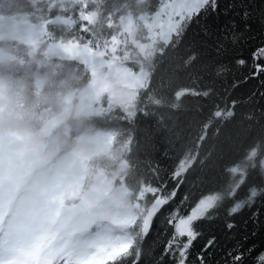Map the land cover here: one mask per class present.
<instances>
[{
    "label": "trees",
    "instance_id": "obj_1",
    "mask_svg": "<svg viewBox=\"0 0 264 264\" xmlns=\"http://www.w3.org/2000/svg\"><path fill=\"white\" fill-rule=\"evenodd\" d=\"M154 3L0 0V16L8 17L0 27L10 28L0 36V173L15 162L5 142H24L9 121L30 113L49 130L62 129L63 141L50 163L63 164L38 187L50 203L53 224L66 213L134 203L138 188L169 166L179 167L197 187L223 184L227 189L247 178L257 184L264 179V90L242 80L228 60L231 48L218 52L212 39L194 29L172 35L167 44L130 42L129 24L146 30L144 20ZM83 48L101 53L102 76L113 69L144 71V86L108 112L83 115L80 95L94 78V60L77 58ZM50 97L59 107L47 102ZM29 177L20 188L0 187V224L7 219L29 227L36 210L26 195ZM56 230L45 229V237L51 232L54 239ZM51 243L42 240L32 259Z\"/></svg>",
    "mask_w": 264,
    "mask_h": 264
},
{
    "label": "snow or ice",
    "instance_id": "obj_2",
    "mask_svg": "<svg viewBox=\"0 0 264 264\" xmlns=\"http://www.w3.org/2000/svg\"><path fill=\"white\" fill-rule=\"evenodd\" d=\"M145 19L165 36L194 29L218 52L231 48L242 80L264 90V0H155ZM18 225L0 224V264H264V179L197 187L179 167L157 169L134 203L93 207L49 232L35 261L45 229Z\"/></svg>",
    "mask_w": 264,
    "mask_h": 264
},
{
    "label": "rangeland",
    "instance_id": "obj_3",
    "mask_svg": "<svg viewBox=\"0 0 264 264\" xmlns=\"http://www.w3.org/2000/svg\"><path fill=\"white\" fill-rule=\"evenodd\" d=\"M144 25L146 30L142 31L137 26L133 27L132 22L129 24L128 37L130 42L137 44L140 41L145 43L160 41L163 44H167L170 41L172 35L165 36L164 25L162 23H155L152 25L148 20H144ZM9 32L10 28L8 26L2 25L0 27V36ZM16 34H18V32ZM77 58L88 64H91V60H94V63L91 64L94 78L90 86L80 95L79 107L83 115L103 114L111 110V107L117 104H124L128 101L133 91L142 88L145 84L147 74L144 71L140 72L138 75H133L125 69H113L108 74L102 76V68L105 66L106 62L103 60L101 53L93 55L87 49L83 48L81 52L77 54ZM33 168L34 163H28L26 169L23 170H19L15 162L13 164L4 165L3 171L0 173V187L10 184L20 188L28 179ZM36 211L37 209L31 213L28 218L29 226L36 225ZM71 214L72 218L66 223L71 222L76 216L81 215L75 213ZM45 234L44 231L40 242L42 240L46 243L49 241L47 236L45 237Z\"/></svg>",
    "mask_w": 264,
    "mask_h": 264
},
{
    "label": "clouds",
    "instance_id": "obj_4",
    "mask_svg": "<svg viewBox=\"0 0 264 264\" xmlns=\"http://www.w3.org/2000/svg\"><path fill=\"white\" fill-rule=\"evenodd\" d=\"M47 102L59 107L55 97H50ZM39 103L40 101H34V104L38 105ZM9 127L24 137L22 144L8 140L4 145L7 153L15 157L17 168L23 170L26 162L34 163L35 170L29 177L26 195L31 196L36 204L35 224L41 229L56 230L71 219L72 214L66 213L53 224L50 203L38 190V187L46 184L52 178L54 168L63 164V160H57L55 164L50 163L57 142L63 141V130L57 129L55 132L49 130L46 124L35 119L30 113L19 119L9 121ZM21 151H23V155L17 156L16 153Z\"/></svg>",
    "mask_w": 264,
    "mask_h": 264
},
{
    "label": "water",
    "instance_id": "obj_5",
    "mask_svg": "<svg viewBox=\"0 0 264 264\" xmlns=\"http://www.w3.org/2000/svg\"><path fill=\"white\" fill-rule=\"evenodd\" d=\"M8 20V17L0 16V25L4 24Z\"/></svg>",
    "mask_w": 264,
    "mask_h": 264
}]
</instances>
